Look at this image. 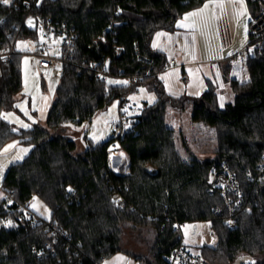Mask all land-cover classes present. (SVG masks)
I'll use <instances>...</instances> for the list:
<instances>
[{
    "label": "trees",
    "instance_id": "trees-1",
    "mask_svg": "<svg viewBox=\"0 0 264 264\" xmlns=\"http://www.w3.org/2000/svg\"><path fill=\"white\" fill-rule=\"evenodd\" d=\"M206 1L0 2V48L35 38V21L40 18L66 23L77 33L75 52L61 70L47 127L18 130L5 119L4 112L15 108L22 89L20 57L16 53L0 68V151L14 139L32 146L3 178L0 264H104V259L123 252L142 264H166V256L182 240L176 221L210 222L217 242L200 247L204 264L237 260L250 264L246 258L264 264V190L251 176L264 168V46L249 53V79L231 81L235 97L224 108L211 81L199 97L170 94L161 76L169 57L152 46L159 30L176 31L179 19ZM245 1L255 18L261 4ZM129 76L139 79L109 83L110 78ZM142 85L152 86L156 101L144 103L128 127L122 122L116 136L97 142L85 136L86 147L78 151L77 143L60 132L63 126L90 122L115 99L123 104ZM189 103L193 120L215 131L213 159L187 161L177 148L167 111L184 109ZM113 150L126 156L127 166L118 164L119 173L110 167ZM223 162L236 174L245 194L236 220L229 216L222 197L208 186ZM117 194L123 203L118 204ZM34 196L51 208L49 219L29 211ZM217 205L224 209L222 214L215 213ZM128 230H152L147 256L124 249ZM47 244L54 246L55 254L38 257L36 250ZM255 257L261 259L256 262Z\"/></svg>",
    "mask_w": 264,
    "mask_h": 264
},
{
    "label": "rangeland",
    "instance_id": "rangeland-1",
    "mask_svg": "<svg viewBox=\"0 0 264 264\" xmlns=\"http://www.w3.org/2000/svg\"><path fill=\"white\" fill-rule=\"evenodd\" d=\"M13 1L10 0L8 4H11ZM249 14H251L250 11ZM250 24L251 22L248 24L245 33L246 45H249L251 41ZM199 32L198 41L202 35V31ZM40 40L42 41L43 37L37 34L35 38L19 39L16 43V52L21 61L22 89L16 96L15 108L4 112L3 115L18 130L27 129L35 125L47 127L48 114L56 99L61 71L39 66L35 53L38 50ZM48 42L56 44L57 40L49 38ZM198 47L199 60L206 61V59H210L208 61L212 62L215 58L223 55L221 54L220 43L209 35L207 44L199 41ZM58 49L56 47L54 50H51L50 54L58 55ZM232 49L233 47H230L225 52L223 50L225 56L222 58V69L225 70L228 67L230 69V77H235L239 81H247L249 79V70L246 58L240 55V51L235 52ZM253 51V46H250V53H253ZM209 62L208 65H195L196 63L188 65L185 72L183 67L178 68L176 71L178 73L179 88L191 96H200L208 89V81H211L216 87L218 79ZM185 77L187 80H184ZM109 81H112L114 84L128 83L127 78H110ZM167 89L169 90L170 88L167 87ZM228 96L229 101L234 100L235 93L230 85ZM156 99L157 94L152 86L142 85L137 90L130 92L123 104H121L120 99H115L107 107L99 110L90 122L81 126L69 124L61 127L60 132L77 143L78 151L84 150L86 147L85 136L95 142L112 137L120 129L122 122L128 127L132 118L141 112L143 104H152ZM167 124L169 127L175 129L177 148L185 160L189 161L193 158L205 160L216 157L217 140L215 131L212 127L193 120L192 105L190 103L184 109L169 107L167 111ZM9 145H14V147L9 148ZM6 148L8 150L4 151ZM31 148V145L22 144L18 139H14L6 143L0 151V200L5 196L2 183L6 170L12 163L23 160ZM111 155L113 156L112 163L119 171L121 165L127 166V162L125 161L126 156L123 151L113 150L110 153ZM29 211L47 219L50 218L52 212L51 208L38 196H34L30 200ZM212 231L210 222L204 221L197 223L189 222L179 232L185 245L198 249L201 252L200 247L202 245L213 246L216 244L217 237L216 234H212ZM153 238L154 233L152 230H128L124 236L123 247L125 250L133 252L138 256L143 255L145 257L149 252V246ZM260 259L259 257H255L256 262ZM245 261L249 263L252 260ZM104 264L142 263L140 260L123 252L106 259Z\"/></svg>",
    "mask_w": 264,
    "mask_h": 264
},
{
    "label": "built area",
    "instance_id": "built-area-1",
    "mask_svg": "<svg viewBox=\"0 0 264 264\" xmlns=\"http://www.w3.org/2000/svg\"><path fill=\"white\" fill-rule=\"evenodd\" d=\"M258 1L261 4V11L250 24V44L246 45L240 51V55L244 58L248 57L250 46H253L254 50H260L264 46V0ZM2 22L3 20L0 19V23ZM35 30L36 34H40L43 37V40L39 41L38 50L35 53L39 66L52 68L55 71H61L64 64L69 61L70 57L75 52L77 33L74 27L69 26L66 23L54 22L51 18H40L35 21ZM49 38H55L57 43H49ZM56 47L59 48V54H50L51 50H54ZM16 53L15 44L0 48V68L1 66L10 63ZM175 66H177L176 60L171 59L166 69H171ZM98 74L100 77L104 76V69H101ZM137 79H139L138 76L127 77L129 84ZM117 134L118 131L114 133L115 136ZM112 161L113 156L111 155L110 167L114 172L119 173V169L113 165ZM251 176L252 179L258 183L259 187L264 190V168L257 175L252 174ZM208 186L211 193H217L222 197L224 207L228 210L229 216L232 220H236L237 211L243 206L245 194L240 187L236 174L226 162H223L220 167L212 173L208 181ZM115 199L118 201V204H121L124 201L119 194L115 196ZM223 210L224 209L220 205H217L214 208L216 214H222ZM7 220L8 217H5L4 221ZM188 223V221H176L175 228L178 231H181ZM33 224H36V220H33ZM50 228H52V224H50ZM52 232L56 233V230H53ZM212 234L215 235V232L212 231ZM56 239H58V236ZM36 254L38 257L55 254L54 246L47 244L44 248L36 250ZM105 260L106 259L103 260V263ZM166 264H204V259L198 249H193L192 247L185 245L181 240V244L175 247L171 253L166 256Z\"/></svg>",
    "mask_w": 264,
    "mask_h": 264
},
{
    "label": "crops",
    "instance_id": "crops-1",
    "mask_svg": "<svg viewBox=\"0 0 264 264\" xmlns=\"http://www.w3.org/2000/svg\"><path fill=\"white\" fill-rule=\"evenodd\" d=\"M205 3H208L210 7L200 16H189L188 20L184 19L186 15L203 8ZM205 3L199 8L186 13L177 23V25L183 23L185 25L194 26H178V29L173 32L159 30L153 38L152 46L159 51L165 52L169 60H176L177 66L166 69L161 76H163L162 78L166 87L170 88L168 90L169 93L180 96L182 94H189L179 88L178 73L176 70L183 67L185 72L186 67L193 63H196L195 65H208V60L210 59H206V61L198 59V42L201 41L207 44L208 35L216 39L217 42L220 43L221 54L223 55L215 58L214 61L209 62V64L218 79L216 89L219 93L218 98L220 106L224 108L225 104L230 100L228 96L229 85L231 81L236 78L230 77V69L228 67H226L225 70L222 69V58L225 56L224 52L230 47H233L232 50L236 52L241 51L246 46L245 33L248 24L252 22L254 17L250 16L252 13L249 14L250 9L245 0H207ZM218 3H223L225 5L223 10L215 7ZM199 31H202V35L201 39L198 41L200 35ZM184 80H187L186 77Z\"/></svg>",
    "mask_w": 264,
    "mask_h": 264
},
{
    "label": "snow or ice",
    "instance_id": "snow-or-ice-1",
    "mask_svg": "<svg viewBox=\"0 0 264 264\" xmlns=\"http://www.w3.org/2000/svg\"><path fill=\"white\" fill-rule=\"evenodd\" d=\"M0 2H2V3H4V4H8V3H10V0H0ZM210 7V5L208 4V3H205L204 4V6H203V8H201V9H199V10H197V11H194V12H192V13H190V14H188V15H186L185 16V20H188L189 19V16H192V17H196V16H200L203 12H205L208 8ZM215 7H217V8H220V9H224V7H225V5L223 4V3H218V4H216L215 5ZM29 23H31V22H29ZM179 27H192V26H194V25H185V24H179L178 25ZM109 83H112V81H110ZM124 83H126V82H124ZM221 99H223V98H221ZM25 127H26V125H25ZM9 148H11V147H14V145H9L8 146ZM8 149L6 148L4 151H7ZM24 151H26V150H24ZM9 224H11V222L9 221ZM187 242V241H186ZM250 264H254V262H250Z\"/></svg>",
    "mask_w": 264,
    "mask_h": 264
},
{
    "label": "water",
    "instance_id": "water-1",
    "mask_svg": "<svg viewBox=\"0 0 264 264\" xmlns=\"http://www.w3.org/2000/svg\"><path fill=\"white\" fill-rule=\"evenodd\" d=\"M34 27H35V26H34ZM195 227H196V225H195ZM246 260H250V259H247V258H246ZM240 263L242 264L241 260H237V262H236L235 264H240Z\"/></svg>",
    "mask_w": 264,
    "mask_h": 264
}]
</instances>
